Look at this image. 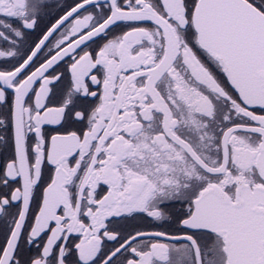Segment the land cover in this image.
Masks as SVG:
<instances>
[{
  "label": "snow or ice",
  "instance_id": "6c2138e0",
  "mask_svg": "<svg viewBox=\"0 0 264 264\" xmlns=\"http://www.w3.org/2000/svg\"><path fill=\"white\" fill-rule=\"evenodd\" d=\"M0 264H264V0H0Z\"/></svg>",
  "mask_w": 264,
  "mask_h": 264
}]
</instances>
